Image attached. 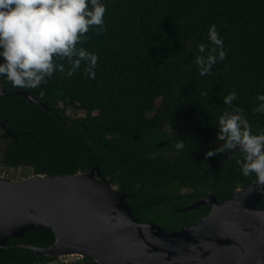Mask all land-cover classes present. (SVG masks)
Listing matches in <instances>:
<instances>
[{"label":"trees","instance_id":"obj_1","mask_svg":"<svg viewBox=\"0 0 264 264\" xmlns=\"http://www.w3.org/2000/svg\"><path fill=\"white\" fill-rule=\"evenodd\" d=\"M103 2L107 31L90 32L82 46L99 57L96 79H88L82 67L71 78L56 73L46 85L25 90L57 114L23 96L1 99L0 122L12 134H22L4 139L0 164L48 176L97 166L105 182L129 195L135 217L167 231L178 229L171 221L191 224L210 207L164 220L172 203L195 202L208 194L223 202L255 182L254 176L241 174L239 152L219 163L221 156L207 159L205 154L219 147L216 125L231 111L223 98L233 91L238 94L234 108L243 109L254 134L264 132V116L252 114L255 97L264 94V0ZM212 25L224 42L226 59L212 76L201 78L194 61L198 45L213 47L207 38ZM0 82L3 92L21 90L3 78ZM179 140L185 144L182 151L174 147ZM258 208L264 209V199ZM54 240L51 229L36 226L7 245L43 247ZM39 256L6 249L0 264L53 260Z\"/></svg>","mask_w":264,"mask_h":264},{"label":"water","instance_id":"obj_2","mask_svg":"<svg viewBox=\"0 0 264 264\" xmlns=\"http://www.w3.org/2000/svg\"><path fill=\"white\" fill-rule=\"evenodd\" d=\"M14 96L57 114L25 90L3 92L0 82V100ZM0 127L6 137L22 134H12L5 121ZM15 169L7 170L9 178L0 176V255L18 247L37 256H81L97 264H264V209L258 208L264 187L255 182L223 202L213 194L201 197L183 211L208 205L209 212L167 231L135 217L129 195L105 182L97 166L71 175L23 178L15 177ZM36 226L51 229L54 242L43 247L7 245Z\"/></svg>","mask_w":264,"mask_h":264},{"label":"clouds","instance_id":"obj_3","mask_svg":"<svg viewBox=\"0 0 264 264\" xmlns=\"http://www.w3.org/2000/svg\"><path fill=\"white\" fill-rule=\"evenodd\" d=\"M103 0H0V78L14 89L35 90L47 84L56 73L71 78L83 67L88 79H96L97 54L82 47L89 33L107 31ZM209 48L198 45L194 61L199 77L213 75V68L226 59L224 42L215 25L207 33ZM66 62V64H65ZM238 94L233 91L223 98L231 111L217 122L219 145L205 156L211 159L239 152L237 163L241 174L255 177L256 187H264V132H256L243 109L234 108ZM253 115L264 116V94L255 97ZM185 148L183 141L174 145Z\"/></svg>","mask_w":264,"mask_h":264},{"label":"flooded vegetation","instance_id":"obj_4","mask_svg":"<svg viewBox=\"0 0 264 264\" xmlns=\"http://www.w3.org/2000/svg\"><path fill=\"white\" fill-rule=\"evenodd\" d=\"M4 134H5V130L2 127H0V148H2L3 145H4V139L8 138ZM0 162H1V158H0ZM0 176H4V177H7V178H9V176H10L9 172L7 171V168L1 167V164H0ZM195 202H197V201H195ZM195 202H186V199H185V200H180L178 202L172 203L171 206H170L171 212L170 213H167V212L164 213V215L166 217V218H164V220H166V219L167 220L174 219V217L179 216L180 214L191 212V211H194V210H198L199 208L204 207V206H201V207H199L197 209L193 208V209H189L187 211H183L185 208H187L189 205H193ZM9 240H11V239H9ZM16 240H17L16 238H12L13 242H15ZM21 244L22 243L13 244L12 246L21 245ZM15 248L16 249H20L18 247H14L12 249H15ZM21 250H25V249H21ZM35 256L38 257L37 260L40 259L39 258L40 256H37V255H35ZM52 259H53L52 261H48V262L43 263V264H48L49 262H57V264H85V262H86L85 259L74 260V261H71V262H68V263L67 262H63V261H61V260H59L57 258H55V259L52 258ZM34 264H42V263L41 262H35Z\"/></svg>","mask_w":264,"mask_h":264},{"label":"rangeland","instance_id":"obj_5","mask_svg":"<svg viewBox=\"0 0 264 264\" xmlns=\"http://www.w3.org/2000/svg\"><path fill=\"white\" fill-rule=\"evenodd\" d=\"M67 114L75 116L77 113L75 111H73V110L67 109ZM15 172H16V176L15 177L23 178V177H26L27 175H30L31 169L30 168H16ZM171 224H172L173 227L176 226L177 228L178 227L180 228V226L182 227V225H183L181 222L175 223L174 221H171ZM57 259L68 263V262H71V261H74V260H80L81 257L74 256V257L57 258ZM48 264H57V262H49Z\"/></svg>","mask_w":264,"mask_h":264},{"label":"bare ground","instance_id":"obj_6","mask_svg":"<svg viewBox=\"0 0 264 264\" xmlns=\"http://www.w3.org/2000/svg\"><path fill=\"white\" fill-rule=\"evenodd\" d=\"M13 138V137H12ZM16 140V139H15ZM76 257H81V256H76ZM52 258V257H51ZM64 258H66V257H64ZM81 258H83V257H81ZM55 259V258H54Z\"/></svg>","mask_w":264,"mask_h":264}]
</instances>
